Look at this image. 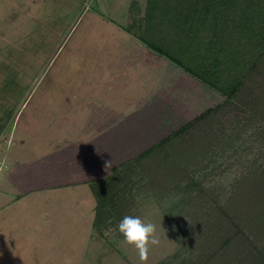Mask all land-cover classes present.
I'll use <instances>...</instances> for the list:
<instances>
[{"label": "rangeland", "instance_id": "1", "mask_svg": "<svg viewBox=\"0 0 264 264\" xmlns=\"http://www.w3.org/2000/svg\"><path fill=\"white\" fill-rule=\"evenodd\" d=\"M1 2L5 9L12 3L18 9H0V18L15 24L0 26V35L7 40L27 36L25 42L0 40V264H142L122 234L107 229L93 233L95 201L87 185L26 194L33 184L25 172L27 164L39 152L61 146L62 138L83 144L111 127L123 130L128 124L123 134L135 142L156 132L157 120L163 125L160 130H172L213 107L220 96L121 28L129 22L131 0ZM30 12L52 29L33 28L30 17L34 18L26 14ZM34 29L36 37L30 35ZM135 112L138 116L132 121ZM55 130L59 133L53 135ZM252 130L233 140L236 148L243 143L252 147L236 154L245 164L254 157L264 160V148L251 136ZM220 148L216 146L211 163L219 167L204 181L213 191L201 198L199 208L182 203L189 195L183 192L160 203L154 198L143 201L135 184L128 182L133 189L127 205L140 202L136 216L154 223L160 240L150 247L146 264H166L173 256L200 251L202 238L196 237L198 229L190 217H183L178 227L177 217L167 216L174 223L170 225L164 209L176 205V211L186 205L192 213L196 208L202 222L218 212L239 173L232 148ZM65 149L63 157L75 153ZM42 167L45 170V163ZM40 176L37 170L33 182Z\"/></svg>", "mask_w": 264, "mask_h": 264}, {"label": "trees", "instance_id": "2", "mask_svg": "<svg viewBox=\"0 0 264 264\" xmlns=\"http://www.w3.org/2000/svg\"><path fill=\"white\" fill-rule=\"evenodd\" d=\"M128 11L129 22L121 28L206 84L220 101L169 131L160 130L158 120L152 122L159 131L140 141L123 134L128 124L123 130L111 127L88 140L81 171L70 172V158L59 156L47 171L38 170L39 175L45 172L41 181L53 179L47 188L87 184L95 201L93 233L107 229L120 234L118 222L136 216L140 206L126 203L133 188L143 201L159 203L172 193H188L182 203L199 208L201 198L213 191L204 181L219 167L211 165L216 146L222 152L232 148L239 173L207 222L198 220L196 208L192 213L186 205L164 209L170 225L169 217H177L175 225L181 227L180 220L189 216L196 237L202 238L198 253H181L166 264H264V160L254 157L245 164L236 154L252 147L233 144L251 127V136L264 148V0H131ZM128 182L135 184L131 191ZM44 188L36 184L25 193Z\"/></svg>", "mask_w": 264, "mask_h": 264}, {"label": "crops", "instance_id": "3", "mask_svg": "<svg viewBox=\"0 0 264 264\" xmlns=\"http://www.w3.org/2000/svg\"><path fill=\"white\" fill-rule=\"evenodd\" d=\"M2 0H0V9L3 11H9V10H17L18 9V5H16V4H13L12 3V5L8 8H4L3 7V2H1ZM9 2H10V0H8ZM32 1V0H31ZM34 2H35V0H34ZM11 3V2H10ZM23 9V8H22ZM6 14H7V12H6ZM27 15H31L34 19H32L31 17H30V20L34 23V27L33 28H35L36 30L38 29H40V28H50V29H52L51 27H50V25H44L43 23H41L40 22V20L39 19H37L36 18V16L34 15V14H32L31 12H30V14H28V13H26ZM50 15V14H49ZM4 16V15H3ZM9 18V17H8ZM9 20V22H7V18H0V26L2 27V26H14L15 24H12L11 23V21H10V19H8ZM54 28V27H53ZM34 29V31H33V34L34 35H32V34H30L31 36H37V33H34L36 30ZM7 31H10V29H7ZM2 33V31H0V34ZM26 36L27 35H25V37H23V39L22 38H18L16 35H15V37H13V38H9V40H7L6 38H3L4 36H2V35H0V40H4L5 41V43H9V42H11V41H17V40H19V41H23V42H25L26 41ZM22 39V40H21ZM7 46V45H6ZM16 49H19V50H21L22 48H20V46H16ZM11 50H13V49H9V51H11ZM12 54L13 55H16L17 53H14V52H12ZM56 133H59V131L57 132L56 130H55V132L53 133V135H55ZM55 139V138H54ZM66 140V141H65ZM89 140V139H88ZM88 140H86V142H83V144H81L79 141H75V143H73L72 141H70V140H68L67 138H62L60 141H62L63 142V144L60 146V145H58V146H55V147H52L51 148V150H54V151H52V152H45V151H42V152H39L37 155H36V157H35V159H34V161H31V162H29L28 164H27V166L29 167V169H27V170H25V172H27L26 174H27V177H29L30 176V174H28V173H32V177H31V181H32V186H35L36 184H39V185H41V187H45L44 189H42V190H49V189H53V187L52 188H47V187H51L53 184H54V181H53V179L51 178L48 182H42L41 180H42V177H43V175H44V173L45 172H41L40 173V182L39 181H36V182H33V180H32V178H33V175L36 173V171L37 170H39V171H42V170H44L43 169V167H42V164H44L45 163V170L47 171V167L50 165H52L53 166V163L56 161V158L57 157H59V156H62L65 152H66V149L65 148H68V149H70V150H74L75 151V153H72V154H70L69 155V164H70V166H69V168H68V170L70 171V172H72V173H75V174H77L78 173V171H81L82 169L81 168H83L82 166H81V164H82V162H83V159H84V157H86V151L84 150V147L86 146V143L88 142ZM52 142L53 143H55L53 140H52ZM20 143H22V144H24V141L23 140H21L20 141ZM71 144H74V148H72L71 147ZM80 145H82V146H80ZM83 145H84V147H83ZM75 146H77V147H79V148H77V149H75ZM68 149H67V151H68ZM1 151V150H0ZM44 158H46L45 160H44ZM2 162H3V164H5V161L4 160H2ZM47 164V165H46ZM78 165H80L81 167H80V170H79V168H78ZM23 165H20V167H18V168H21ZM53 169V168H52ZM50 170L51 172H53V170ZM55 169V168H54ZM30 170V171H29ZM74 174V175H75ZM51 176H52V174H50ZM38 180H39V178H38ZM77 185H84V184H77ZM85 185H87V184H85ZM76 186V185H75ZM88 186V185H87ZM58 188V187H57ZM42 190H34V191H42ZM27 192V191H26ZM30 192H33V191H29L28 193H26V194H29ZM13 199H15V197H11L9 200L10 201H12Z\"/></svg>", "mask_w": 264, "mask_h": 264}, {"label": "clouds", "instance_id": "4", "mask_svg": "<svg viewBox=\"0 0 264 264\" xmlns=\"http://www.w3.org/2000/svg\"><path fill=\"white\" fill-rule=\"evenodd\" d=\"M117 230L122 234L124 242L137 250L142 264L148 260L150 247L160 243L155 224L145 222L139 216L125 215L118 222Z\"/></svg>", "mask_w": 264, "mask_h": 264}]
</instances>
